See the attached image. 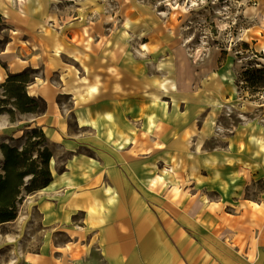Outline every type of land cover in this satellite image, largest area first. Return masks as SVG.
Returning <instances> with one entry per match:
<instances>
[{"label": "rangeland", "instance_id": "374dc122", "mask_svg": "<svg viewBox=\"0 0 264 264\" xmlns=\"http://www.w3.org/2000/svg\"><path fill=\"white\" fill-rule=\"evenodd\" d=\"M12 1L0 0V68L10 36L31 38L17 42L37 65L25 91L46 109L7 105L0 145L21 150L41 130L55 185L22 190L0 224V264H119L95 231L111 210L107 180L84 183L94 169L131 191L136 220L187 217L193 264H217L216 237L264 264V0ZM35 82L54 89V115ZM156 250H131L125 264L176 257Z\"/></svg>", "mask_w": 264, "mask_h": 264}, {"label": "crops", "instance_id": "0c3cea01", "mask_svg": "<svg viewBox=\"0 0 264 264\" xmlns=\"http://www.w3.org/2000/svg\"><path fill=\"white\" fill-rule=\"evenodd\" d=\"M0 14H2L1 11ZM23 32L24 31H22V34ZM30 40L31 38H28L27 36L24 38L19 36H10V42H8L6 50L3 53L5 54L3 56L6 58L4 62L7 63V68H0V83H2L9 74L21 72L26 68H37V65H34L30 58V53L32 51L29 50L28 53V51L24 48V45H17V42L23 43L24 41L29 42ZM20 57H23V60ZM24 57H26V59H24ZM31 87L33 89L34 96H39L48 102V113L54 115L57 110L55 109L57 104L54 102L52 103L56 97L54 89L52 87H45V85L40 86L38 82L32 84ZM92 172L90 177L91 179L87 178L88 180L84 182L85 184L94 182L99 188L102 179L107 180V187L101 188L103 194L101 208H107V210H111V212L106 213L105 217H101L100 223H96L99 225V228L95 229V231H99L101 234L100 237L103 241V247L101 250H103L107 256H110L108 251L116 250L117 255L120 257L116 258L118 263L125 264L127 263V259H125L127 253L131 250L133 252L139 251L141 247V249H146L147 251L157 249V256L155 257L156 260L161 259V250L165 253L166 250L169 251L171 249L172 255L176 253V257L171 260L170 264H193L199 260V258H192V251L195 249L192 245L196 247V244H192L196 243V240L192 237L196 238V235L186 232V220H184V218L189 221L188 226L191 224V221L187 217L175 216L173 219L161 218L159 223L155 219L152 221H148L146 219L136 220V218L141 216V213L138 210H133L132 208L134 206V202L133 200H130L131 191L118 190L117 185H110V182L115 180H109L110 175L103 172L101 169H94ZM129 177L130 176H128V178ZM124 179L126 180V177H124ZM51 182L52 183L46 187V190L54 187L55 181L53 180ZM125 193L129 194L130 197L128 196V198L125 196L124 198ZM112 195L115 196L113 197ZM114 207L116 210L113 209ZM118 208H120V213L116 212ZM193 225H196V223H193ZM88 230L89 228H85L83 234H87L86 232ZM168 235H170L169 238ZM165 240L169 241V246L165 243ZM215 240H217L220 244V250H224L225 252L221 253L220 256L215 257V260L217 259L218 261L217 264H246L244 256L240 254L241 247L237 245V250H230L223 240H219L217 237ZM176 246L178 250L175 249ZM206 248L208 249V247ZM189 257L192 258V261L189 260ZM109 259L110 258H108V261L113 263V260L111 261ZM185 261L188 262L186 263Z\"/></svg>", "mask_w": 264, "mask_h": 264}, {"label": "trees", "instance_id": "16d2710c", "mask_svg": "<svg viewBox=\"0 0 264 264\" xmlns=\"http://www.w3.org/2000/svg\"><path fill=\"white\" fill-rule=\"evenodd\" d=\"M6 28L7 25L0 15V33ZM6 43V38H0V51ZM29 72V70H24L9 74L0 83V114L7 111L12 112L6 109L7 105H11L20 113L45 111L43 100H39L41 104L43 103V107L39 109L37 101L26 94L25 88L33 80ZM0 150L3 155V165L0 171V224H3L16 218L17 203L23 189L27 193H33L51 183L52 174L49 162L52 153L45 146L44 133L36 129H33L21 150L8 144H1ZM26 179H28V184L25 183Z\"/></svg>", "mask_w": 264, "mask_h": 264}, {"label": "bare ground", "instance_id": "6f19581e", "mask_svg": "<svg viewBox=\"0 0 264 264\" xmlns=\"http://www.w3.org/2000/svg\"><path fill=\"white\" fill-rule=\"evenodd\" d=\"M11 2L13 3L12 0H11ZM14 2H15V4H17V3H16V0H14ZM195 5H196V3H195L193 0H190V7H194ZM241 5L244 6V3H240V6H241ZM222 15H223V14L219 13L218 16L220 17V16H222ZM219 26H220V28H222V29L224 30V28H225L227 25H226V24H220Z\"/></svg>", "mask_w": 264, "mask_h": 264}]
</instances>
